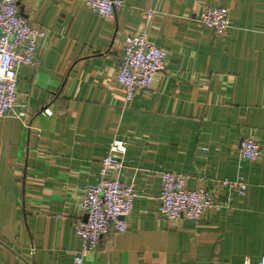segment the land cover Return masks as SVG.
<instances>
[{
    "label": "crops",
    "instance_id": "obj_1",
    "mask_svg": "<svg viewBox=\"0 0 264 264\" xmlns=\"http://www.w3.org/2000/svg\"><path fill=\"white\" fill-rule=\"evenodd\" d=\"M16 3L44 34L36 64L16 66L25 117H0V264H73L80 191L96 181L114 138L126 143L120 179L136 197L127 228H110L83 264H243L264 255V0H124L113 19L84 0ZM209 5L228 8L225 34L199 21ZM148 10L147 40L167 62L149 91L126 100L115 79L121 50ZM245 137L259 143L258 159L240 157ZM163 171L211 191L214 205L195 222L162 216Z\"/></svg>",
    "mask_w": 264,
    "mask_h": 264
},
{
    "label": "built area",
    "instance_id": "obj_2",
    "mask_svg": "<svg viewBox=\"0 0 264 264\" xmlns=\"http://www.w3.org/2000/svg\"><path fill=\"white\" fill-rule=\"evenodd\" d=\"M88 10L105 19H113L124 5V0H84ZM152 11H147V19L141 29L125 37L120 64L115 79L122 86L125 99L130 100L135 93L149 91L156 75L164 69L167 52L164 48L147 40V28ZM199 21L225 34L230 27L228 8L209 5L203 7ZM44 30L31 25L19 12L16 0H0V117L14 115L24 118V110H16L19 63L36 64L37 41ZM42 113L51 115L50 108ZM126 143L114 138L107 153L99 162V171L94 183L85 185L79 195L78 210L81 217L74 224V234L80 241V248L73 257V264H83L85 255L95 249L102 235L110 228L123 232L127 228L126 217L131 213L136 188L133 182L123 183L120 179L124 166L123 155ZM241 158L256 160L261 148L254 137H245L238 142ZM158 195L159 213L169 219L184 217L198 221L203 213L214 205L211 191L198 187H186L187 176L174 171H163ZM232 186L229 181H223ZM239 192L245 183L238 182ZM243 264H264V255L257 261L246 259Z\"/></svg>",
    "mask_w": 264,
    "mask_h": 264
},
{
    "label": "water",
    "instance_id": "obj_3",
    "mask_svg": "<svg viewBox=\"0 0 264 264\" xmlns=\"http://www.w3.org/2000/svg\"><path fill=\"white\" fill-rule=\"evenodd\" d=\"M21 15H23L21 12H20Z\"/></svg>",
    "mask_w": 264,
    "mask_h": 264
}]
</instances>
